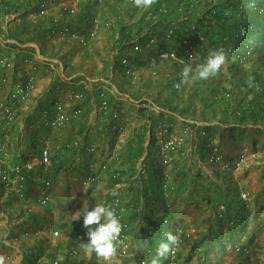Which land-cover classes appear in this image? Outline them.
<instances>
[{
    "label": "rangeland",
    "instance_id": "374dc122",
    "mask_svg": "<svg viewBox=\"0 0 264 264\" xmlns=\"http://www.w3.org/2000/svg\"><path fill=\"white\" fill-rule=\"evenodd\" d=\"M79 1L51 0L48 9L50 12L56 11L61 4L77 6ZM198 1L205 4L207 0ZM213 1L218 2V0ZM90 2L91 8L87 10L91 9L103 21L112 20L117 27L98 28L96 37L87 45H82L72 35L73 30L84 33L81 13H77L71 23L66 21L63 28L62 26L52 28L51 20L48 17L41 20L37 12L32 10L33 7L10 14H0V58L6 56L10 63L6 67L0 65V77L2 74H8V77L10 74H25L28 77L29 70H32L33 74H44L49 79V92L40 97L38 107L44 109L47 104L62 100L70 111L77 107L82 109L78 118L56 129L46 124L48 116L45 113L42 114L41 120L37 114H34L30 117L27 131L24 133L38 127L36 132L41 133L42 136L51 135L54 131L62 134L66 133L77 120L85 121L81 126L86 123L89 127H85L89 128L90 134H97L99 141L95 139L94 143L98 142L104 149L103 145L108 141L109 154H116L117 157L118 154L122 155L111 160L108 158L96 162L97 160L86 157L88 150L86 151L83 145L82 147L85 148L79 153L83 156V160L80 158L78 166L84 169L86 175L70 179L67 187H63L68 188L65 189L67 191L61 197H56L57 199H54V195L59 192L57 189L60 190V187L50 192L54 182L49 189L44 185L41 188L42 193L50 195L49 208L46 209L48 214L59 218L64 214L68 219L71 213L75 212L73 202L75 205L77 202L76 206H78L81 198L83 196L88 198L91 193L94 197L99 196L101 202L111 204L113 196L108 193L115 190L118 191V196H121L122 208L125 210L123 220L128 224L131 250L138 254V259L148 253V247L136 239H140L139 236L144 234V231L148 232V229H151L154 233L158 226H162L165 232L178 235L181 245L175 251L177 253L164 259L161 264H264V95L259 97L261 116L257 117L256 121L250 120L246 123H241L238 118L231 116V111L225 121L220 120L224 111L223 106L218 105V101L210 95L212 86H233L231 77L240 74L243 68L248 71L249 68L258 66V73L264 74V18L261 17L258 22L254 21L253 30L245 33L244 37L235 36L236 38L232 40L229 35H223L224 44L220 43V45L229 53V58L218 76L184 85L179 90L175 85L181 79L180 73L188 58L183 56L177 40L168 39L165 44L167 48L177 52L179 55L177 62L159 57L158 47L141 52H136L132 48L128 51V55L133 56V60H137L128 65L122 63L124 67L123 70L119 69L120 74L115 84L119 89L116 92L111 84L101 83L99 79H88L85 74L100 77V74L106 76L112 72V66L105 67L104 64L111 62L115 54L119 53V49L115 48V45L118 48L120 41V25L115 20L118 18L114 9L115 4L119 5L120 16L125 17L126 21L130 19L129 25L141 20L142 10L131 11V4L126 6L125 3L122 4L123 0H105L103 4H98L96 0ZM84 7L83 3L79 12ZM131 12L136 14L133 18ZM250 13L254 14L251 11ZM180 20L182 19L179 16L177 21ZM168 22L170 20L166 21ZM156 24L152 21L154 27ZM84 25L88 28L86 32L88 33L92 27L87 22ZM147 26L148 24L145 26L146 29ZM159 30L164 31L163 26L157 29ZM199 34L203 37L201 50H196L194 44L191 49L193 54L199 55L202 62L209 50L216 48L208 44L202 32ZM193 39L191 36V41ZM134 41L137 42L138 38ZM32 42L39 45L40 54L45 59L37 56L36 47ZM249 43L252 46L250 52H244ZM245 55L248 56L250 64L237 65V60L244 59ZM252 76L250 75V78ZM35 78L33 77L36 84ZM251 91L252 89L249 95L254 96L255 93ZM101 92L106 95L109 102L107 114H104L100 108ZM76 93H82L83 97L76 98ZM4 95H7V92ZM232 104L235 105V101ZM115 111L122 117L120 123L111 118V112ZM239 111L241 110L238 108ZM97 118L103 123L102 129L98 128L96 132L95 126L91 124L96 122ZM162 125L169 126L168 133L164 135H161ZM101 135L108 139L101 141ZM168 136L182 137V147L171 154L172 160L169 166L161 167L159 144L160 140ZM126 137L131 138V142L127 141L129 139H125ZM141 138H143V149L137 156L129 155L123 150L127 143L136 146ZM73 140L82 144L79 139ZM45 144L39 145L38 149L40 150ZM96 145L86 146L97 147ZM100 147L98 150L101 151ZM133 147L131 146L130 150ZM149 149L151 156H148ZM58 156H61V153ZM104 164L108 167L103 168ZM52 165L48 169L53 168ZM142 167H145L144 174L140 172ZM120 169L124 170L126 175L131 174L129 176L132 179L127 181L122 189L116 190L113 187L111 174ZM98 173L102 174V180ZM39 175L42 173L39 172ZM88 176H94L96 180L89 183ZM137 177L141 178L143 184H137ZM97 185H104L102 192L95 190L93 186ZM87 187L92 191H83ZM148 188L152 189L151 192ZM1 190L0 186V197L3 193ZM135 191L138 192V200L134 199ZM243 194L246 195L245 198L242 197ZM9 201L10 199L7 198L2 199L3 205L10 206L16 213L18 208L11 206ZM63 201L67 205L63 206ZM240 201L244 202L243 206ZM132 202L137 203L133 211L129 210V203ZM34 204L38 205L35 201L33 206ZM142 204L145 205V212L139 215ZM167 206L171 217L164 223L162 220H165L164 213ZM128 212L133 213L127 215ZM0 214H2L1 210ZM137 217L139 218L136 219ZM23 218L20 217V220ZM231 219L239 220L240 223L231 225L229 223ZM5 220L6 217L2 215L0 227ZM79 222L73 221L70 224L75 225ZM233 231L235 235H231ZM30 233L33 234L29 228L22 230L23 236ZM11 236L12 232L5 236L0 230V255L6 246L15 247L16 243L22 242L24 238L21 237L22 239L19 240L15 235ZM65 236L67 234L62 238ZM61 239L54 240L59 244ZM28 245V248L32 249L33 256H36L35 240H30ZM236 246H242V251L237 252ZM154 255L150 254L147 259L151 261ZM132 257L119 255L117 252L112 264H139L138 260H133ZM77 258H80L78 259L80 264H101L94 254H89L84 249ZM26 264H38V261L28 260Z\"/></svg>",
    "mask_w": 264,
    "mask_h": 264
},
{
    "label": "built area",
    "instance_id": "2783aa9c",
    "mask_svg": "<svg viewBox=\"0 0 264 264\" xmlns=\"http://www.w3.org/2000/svg\"><path fill=\"white\" fill-rule=\"evenodd\" d=\"M79 1V0H77ZM99 3L103 4L105 0H97ZM51 0H43L40 4L39 11L37 12L38 17L45 19L49 14V3ZM132 4V0H123L122 4ZM264 12V9H262ZM171 11L170 6L166 5L162 2L157 9H151L148 11L141 12V18L145 19H156L164 14H169ZM78 12V8L75 5L61 4L59 13L55 14L50 20H52L53 25L59 26L63 28L65 26V22L67 18L70 16H75ZM111 19V18H110ZM84 22L90 24L92 28H90L89 32L87 29H82L84 33L78 30H73L72 35L82 43V45H87L90 43L97 34V29L100 27H109L113 24L112 20H101L100 16L92 12L84 17ZM54 27V28H55ZM193 27H195L193 25ZM54 30V29H53ZM174 31L170 29L165 35L157 38L156 36H150L147 38L144 44H135L133 43V49L137 52H141L143 50L151 51L158 47L159 57L164 59H169L174 62L179 61V55L176 51H172V49L167 47L157 46L158 42H163L166 44L168 39H175L176 35L173 34ZM200 37V35H199ZM203 43V37H200L198 44ZM185 53L190 58L193 55V51L190 47L185 48ZM249 53V52H248ZM122 63L124 65L129 64V60L127 57H123ZM0 65L2 67L9 66V58L3 56L0 58ZM8 74H2L0 77V185L5 189L7 194H12L14 198L25 205L27 212L33 211V202L40 206H46L49 204L50 195L48 193H42L40 196H36L35 199H32L27 192V183L30 178L34 177L38 174L39 170L46 171L52 165V157L53 152L50 145L45 144L41 148V153L38 157L26 159L22 162L11 163L9 161V152L7 139L10 136L13 128L15 127L18 114H17V106L25 103L29 100L36 90V84L32 77L25 78H17L10 79ZM8 87V89H7ZM7 92V95L4 93ZM76 98H82V93H76ZM100 97V108L104 114L109 112V102L106 98V95L101 92L99 94ZM82 109L77 107L73 110H68L66 108V103L62 100H56L52 103V105L44 110L46 116H48L46 120V124H50L52 127L59 128L60 126L66 124L68 121L78 118L81 115ZM112 120H116L120 123L122 117L118 112H111ZM169 126L162 125L161 126V135L168 133ZM183 138L179 136H168L160 140V149L159 153L162 158V165L169 166L172 160V153L176 150L180 149L182 146ZM71 148L81 149L82 144H80L77 140L73 141H65L58 144L57 149L61 152L65 153ZM90 152H94V146H87L86 148ZM114 155V156H113ZM117 157L116 154H112L111 158ZM108 165L104 164L103 168H107ZM140 172L145 173V167L140 169ZM113 179V187L118 190L122 186L127 183L126 175L122 174L121 171H115L111 174ZM143 178H145L143 176ZM96 180L94 176H88L87 181L90 183L91 181ZM44 187L49 189L53 183L51 178H47L43 181ZM243 198L246 197L245 194L242 195ZM31 201V202H30ZM111 205L117 209V213L119 214V209L122 208V199L120 196L113 197L111 199ZM224 207V206H223ZM224 209V208H222ZM225 212V211H223ZM222 213V211H221ZM124 230L121 233L120 244L117 246L118 253L125 256H133L135 257L137 253L131 250V241L129 239V228L128 224L123 220ZM86 229L83 227V221L79 222L76 230L74 231V239L73 242L70 243L72 246V252L75 255H78L83 249L82 244L87 240ZM68 233L67 229L63 227H58L53 230V236L55 238H62L64 235ZM242 247V246H241ZM240 246H236L237 252H241L242 248ZM46 255V254H45ZM38 264H61V259L57 258L54 260H49L47 256H41L37 259ZM141 264H150L146 258H139Z\"/></svg>",
    "mask_w": 264,
    "mask_h": 264
},
{
    "label": "crops",
    "instance_id": "0c3cea01",
    "mask_svg": "<svg viewBox=\"0 0 264 264\" xmlns=\"http://www.w3.org/2000/svg\"><path fill=\"white\" fill-rule=\"evenodd\" d=\"M83 3H84V6L86 7V9H89V8H91V2H90V0H80L79 3L77 4V8H78L77 13L78 14L81 13L80 17L82 18L81 25L84 26L85 29H87L84 25L85 22L83 21V17H82V13H84L86 10L85 7L80 10L81 12H79V8L83 7ZM71 5H74V4H71ZM59 9L60 8L58 7V9L56 11H53V12L49 11L50 13H52V15H50V16L48 15L47 17L49 19L52 18L55 14L59 13ZM75 16H70L67 19H70V18L73 19V17H75ZM85 34H86V31H85ZM32 43H34V46L36 47L35 51H36L37 56H39L41 59H45L40 54V51L38 48L39 45H37L36 42H32ZM116 54H118V53H116ZM136 60L137 59H135V61ZM111 63H112V61L111 62L109 61L108 63L104 64L105 67H111L112 66L111 67V69H112L111 74H106V76H104L103 74H100V77L99 76L91 77L94 74H85V75L87 76L88 79H92V80L99 79L101 81V83L106 82L108 84H111L113 89H115L117 92L119 88L115 84H116V79L119 77L118 74H120V73H119V71L117 73L114 72V70H113L114 65H113V63L112 64ZM95 75H98V74H95ZM28 76L32 77V78L36 77L35 78V80L37 81L36 82V90H35V93L33 94V96L29 100H27L25 103L17 106L18 118H17L16 124H15V127L13 128L10 136L7 139V145H8L7 149L9 152V161L11 163H17V162L25 161L26 159L38 157L41 153V149L40 150L38 149L39 145H42L45 143L49 144L51 149H52V152H53V157H52L53 158V165H52L53 168L47 169L46 171L39 170V172L42 173V175H39V172H38L37 175L30 178L28 183H27V192H28V195L32 199H35L36 196H40L42 194L41 188L44 185L43 181L47 178H51V179H53L54 183H53L52 188H50L51 189L50 192L52 193V190H55L57 187H60V190L57 189V191H59V192L58 193L56 192L55 195L53 194L54 199H57L58 197H61L63 195V193H65L67 191L65 189H68V188H63V187H67L66 186L67 182L69 183L70 179H72V178L75 179L76 177L81 178L84 175H86L84 169L79 167L80 165L78 166V162H80L79 161L80 158L82 159V157H83L79 153L85 147L87 148L86 145H92V144L96 145L97 144L96 145L97 147H95V151L94 152L88 151V155L86 157L89 156L92 158L91 160H97L96 162H98L100 160L102 161V160L108 159V158H109V160H111L112 155L109 154L110 153L109 149H108L109 144H108V141H105V139H108V138L106 136L104 137L103 135H101L102 136L101 141L106 142V145H103V147H104V149H103L102 147L99 146L98 142L97 143L93 142L95 139L99 141V139L96 136L97 134L96 135L90 134V131H88L89 128L85 127V126L89 127V125H87L85 123L83 126H81V123H83L85 121L79 122L78 120L76 122H74L73 126H71L68 129V131H66V133L64 132L62 134H58L56 131H54L51 135L47 134V136H42L41 133L36 132V130L39 129L38 127H36L34 129H32L31 131L27 132L26 133L27 135H26L24 133V131H27L26 127L28 126V121L30 120V117L32 115L34 116V114H37L41 120V116H42V114H44V110H47L52 105V104H50V105L47 104L44 109L42 107H38L40 97L43 94H46L47 92H49V89H48L49 88V86H48L49 79L47 78L48 76H46L44 74H33L32 70L28 71ZM10 77H11V79H15L18 77H24L25 78L26 75L25 74H10ZM45 78H47V79H45ZM68 78H70V77H68ZM102 123H103L102 120L97 118L96 122L91 124L92 126H95L94 131L97 132L98 128L102 129V126H101ZM109 125H107V126H109ZM119 137H120L119 139H121V136H119ZM73 139H79L82 143V146L84 145L85 147H82L81 149L71 148L68 151L66 150L65 153H63L57 149L58 144H60L61 142H65V141H69V140H73ZM114 139H116V138H114ZM125 139H129V138L126 137ZM127 141L131 142V138ZM56 143H57V145H55ZM128 144H131V143H127L123 150H125L129 154L131 151L130 150L131 146H134V145L133 144L128 145ZM98 147L101 148V151H100V149L98 150ZM86 148H85V150H86ZM59 153H61V156H58ZM145 153H146V151H145ZM119 156H122V155L118 154V157ZM58 157H60V159H57ZM60 160H62V162ZM87 160H88V158H87ZM55 162H57V164H55ZM60 163H62V164H60ZM56 166L59 168H57ZM119 171L123 172L124 170L120 169ZM128 172H130V171H128ZM98 174L100 175V179L102 180L103 179L102 174H100V173H98ZM129 175H131V174L127 173L128 182L132 179ZM135 176H137V174ZM156 177L159 178L158 175H156ZM137 178H138L137 184L138 183L143 184V182H141V178H139V177H137ZM145 185L147 186V184H145ZM93 187H95V190H96L97 186H93ZM156 187L158 188V186H156ZM1 189H2L1 191H3L2 197L7 198L8 200L10 199V201H9L10 205L16 206L18 208V211L15 213L11 209L10 206H8V205L4 206L2 203L3 198L0 197V210L2 211V214H0V217L2 218V215H4L6 217L5 222H2L0 230L4 233L5 236L8 233L12 232V236L15 235L17 237V239H19V240L22 239L21 237H24L23 238L24 240L22 239L21 240L22 242L16 243L15 247L9 248L6 246L5 249L1 252V255H4V257L6 259V264H24V263L26 264V262L28 260L32 261L39 254L43 255L44 253H50L52 255L55 254L57 256L59 255L64 259V256L66 255L65 251H66V248L68 245L67 239L70 241V238H72V239L74 238L73 237L74 230H75L76 225H78V223H76L75 225L70 224L71 216L67 219L66 218L67 216L64 214H63V216H61V218L56 217V216H54V217L50 216L46 210L49 208L48 205L39 206V205L34 204L33 211L29 213V212H27L24 204L18 202L12 194H6L5 189H3L2 186H1ZM88 189H90V188L87 187L86 190H83V191H90V192L92 191V189L91 190H88ZM148 189L151 192L152 189H150V188H148ZM118 190H120V189H118ZM97 195H99V194H97ZM137 195H138V192L135 191L134 199H136V200H138ZM10 196H12V197H10ZM101 201H102V199L99 198V196L94 197L93 193H91V194H89L88 198L83 196L81 198V202H79L78 206H76L77 202H76V205L73 202L72 206L75 207L74 211L78 210L83 205L89 206V210H91V207H94L96 203H103ZM153 202H155V199L153 200ZM63 203H64L63 206L67 205L65 201H63ZM129 206H130L129 210L133 211L134 208L137 207V203L136 202L129 203ZM144 207H145V205L142 204V208H141L142 210H140L139 215H142V213L145 212ZM5 210H7L9 212H6ZM11 213H14V214H11ZM132 213L133 212H128L127 215H131ZM22 216L24 217L23 219H25V220H23V219L20 220V217H22ZM62 217H63V220H62ZM50 218H53V220H51ZM138 218L139 217H137L136 219H138ZM81 220H82V218H81ZM77 222H79V221H77ZM132 222H134V221H132ZM5 223H6V225H5ZM13 224H15V225L13 226ZM56 227L57 228L63 227L69 231L68 233H66L67 236H65L62 239L60 238L61 240H60L59 244H57L55 242L54 239H57V238H55L53 236V230L56 229ZM26 228L27 229L29 228V230L31 232H33V234L30 233V235L27 234V236H23L22 230L25 231ZM145 228H146V226H145ZM23 233H25V232H23ZM137 235H139V234H137ZM133 236H134V234H133ZM30 240H35V245H36L35 250L37 252V256H33L32 249L28 248V246H29L28 244H29ZM136 240H138V239H136ZM54 245H56V246L54 247ZM62 263L64 264V262H62Z\"/></svg>",
    "mask_w": 264,
    "mask_h": 264
},
{
    "label": "trees",
    "instance_id": "16d2710c",
    "mask_svg": "<svg viewBox=\"0 0 264 264\" xmlns=\"http://www.w3.org/2000/svg\"><path fill=\"white\" fill-rule=\"evenodd\" d=\"M42 1L43 0H0V14H10L12 12H18L19 10L29 9L32 7V10L38 12ZM96 2L99 4L98 1ZM162 2L170 6L171 11L169 12V14L161 15L156 19L152 18V20H147L142 17L141 20H139L138 22H134L131 25L128 24L130 19L126 21L125 17L120 16L119 5L115 4L114 9L118 17L115 20L120 25V41L118 42V48L115 45V48L119 49V53L115 54L114 59L112 60V63L114 65L113 70L115 73H117L118 71L120 72V68L123 70V57H127L130 60L129 63L135 61L133 60V56L128 55V51L133 48L132 44H144L147 38L150 36H156L157 38H159L162 35H165L170 29H172L174 31L173 34L176 35L174 40L178 41L180 51L183 52V56L188 58L185 53V48H192V44H194L196 50H201V45L198 44V37L200 35V32L203 33L206 41L209 42L208 44L211 47L218 49L222 47L220 43L222 45L224 44V34L229 35L232 40H234L236 37H244L245 33L253 30L254 21L258 22L261 17L264 18V12L262 10L264 9L263 0H254L255 10H249L247 7L250 2H253V0H218V2L207 0L205 4L198 0H177L176 2H174V0H157V3L153 6L154 9H157ZM126 6L129 5L126 4ZM183 6L184 8H182ZM137 9L138 8L131 4V11H136ZM250 11L254 12V14L256 15L251 14ZM90 13H92L91 9H86L85 12L82 13L83 19ZM130 14L132 15V18L136 15L134 12H131ZM179 16L182 20L177 21ZM251 18H253L254 20L252 21ZM40 19L44 20L42 18ZM169 20L170 22L166 23V21ZM67 21L72 22L73 19L70 18L67 19ZM152 21H155L157 23L156 27L152 25ZM146 24H148L147 29L145 28ZM193 25L195 27H193ZM160 26H163L164 31L166 30V32H164L163 30L157 31ZM51 27L54 28L55 24L53 25L52 23ZM109 27H112L113 29L117 26L112 24ZM191 36L192 38H194L193 41H191ZM136 38H138L137 42L134 41ZM158 45H160L161 47H167L165 44H163V42H158ZM232 47L235 48V46ZM232 47H230V50L232 49ZM250 47H252L251 44H247L244 52H250ZM244 57V59L237 60V65H243V63L250 64L248 56L245 55ZM123 73L125 75V72ZM240 74H242V76H240ZM240 74H236L231 77L230 81L233 85L231 87L219 85L217 87L212 86L210 88V95L214 98L215 101H218V105H222L224 109L223 115L220 120L225 121L228 115L230 116V111L231 116L238 118L241 123H246L250 120L256 121L257 117L261 116L262 114L259 97H261V95H264V74L261 75L258 73V66L254 67L253 69L249 68L248 71L243 68ZM250 75H253V87H249L247 83ZM250 89H252L253 93H255L254 96L249 95ZM233 101H235V105L232 104ZM238 108L241 111L238 112ZM141 139L142 140H140L139 144H136V146L134 145L129 155L137 156L138 152L143 149V138ZM150 154L151 151L149 149L148 156ZM122 174L125 175L126 172L123 171ZM240 204L243 206L244 202L240 201ZM164 217L165 220H162V222L164 223H166L168 221L167 219L171 217L168 211V206L166 212L164 213ZM229 221L231 225L240 223L239 220L234 219H231ZM243 224L245 225L246 223ZM76 228L77 225L75 227V230ZM164 233L166 232L164 231V228L162 226H158V229L154 233H152L151 229H148V232L144 231L143 237L145 236V238L140 239L139 241L140 243L148 247V252L155 254L160 240L163 241L165 239ZM231 235H235L234 231ZM73 239L70 238V241L67 239L68 245L65 251L66 255L64 256V259L59 255L57 256L55 254L52 255L50 253H44L43 255H36L37 257H35L34 260H37L41 256H47L49 260H54L57 258L61 259V264H63L62 262H64V264H80L78 261L79 258H77L79 254L75 255L72 252V246L70 245V243L73 242Z\"/></svg>",
    "mask_w": 264,
    "mask_h": 264
},
{
    "label": "clouds",
    "instance_id": "9594fccd",
    "mask_svg": "<svg viewBox=\"0 0 264 264\" xmlns=\"http://www.w3.org/2000/svg\"><path fill=\"white\" fill-rule=\"evenodd\" d=\"M156 3L157 0H132V4L142 11L150 10ZM247 7L249 10H255L254 0ZM228 58L229 53L223 47L209 50L207 57L202 62L198 54H193L188 62L184 64L180 73L181 79L175 87L179 90L184 85L196 81H206L218 76L228 62ZM247 83L249 87L254 86L252 78H249ZM103 189V185H97L96 187L97 192H102ZM108 194L117 197L118 191L114 190ZM124 211L123 208H120L118 214L117 209L111 204L96 203L91 210H89V206L83 205L74 213H71V222L80 221L82 218L83 227L87 230V240L82 244L83 249L89 254H94L101 264H112L113 258L118 252L117 246L120 244L121 233L124 230V224L122 223ZM139 237L140 239L145 238L143 234H140ZM164 237L165 239L158 244L151 261L147 257L152 253L148 252L144 257L142 256L150 264H161L164 259L177 253L175 251L181 245L179 236L166 232ZM119 255L122 254L119 253ZM137 255L132 259L138 260V263L141 264ZM0 264H6V259L2 255H0Z\"/></svg>",
    "mask_w": 264,
    "mask_h": 264
}]
</instances>
